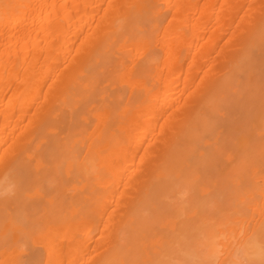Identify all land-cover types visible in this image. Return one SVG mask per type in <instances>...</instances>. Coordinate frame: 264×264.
I'll return each mask as SVG.
<instances>
[{"label":"bare ground","instance_id":"obj_1","mask_svg":"<svg viewBox=\"0 0 264 264\" xmlns=\"http://www.w3.org/2000/svg\"><path fill=\"white\" fill-rule=\"evenodd\" d=\"M220 253L264 264V0H0V264Z\"/></svg>","mask_w":264,"mask_h":264},{"label":"rangeland","instance_id":"obj_2","mask_svg":"<svg viewBox=\"0 0 264 264\" xmlns=\"http://www.w3.org/2000/svg\"><path fill=\"white\" fill-rule=\"evenodd\" d=\"M233 237H236V236H233ZM222 248L224 249V246H223V247H221V252H223V251L225 250V249L223 250ZM224 252H225V251H224ZM226 252H227V251H226ZM226 252H225V253H226ZM225 253H224V254H225ZM224 254L222 255V254L220 253V256L222 255V256L224 257V256H225ZM222 256H221V257H222ZM223 257H222V258H220V261H218L216 264H219V262H221V261H222V259H223V261L225 262V260H224V258H223ZM222 263H223V262H222Z\"/></svg>","mask_w":264,"mask_h":264}]
</instances>
